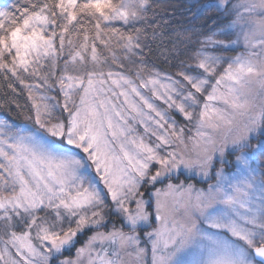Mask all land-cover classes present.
I'll use <instances>...</instances> for the list:
<instances>
[{
	"label": "snow or ice",
	"instance_id": "obj_1",
	"mask_svg": "<svg viewBox=\"0 0 264 264\" xmlns=\"http://www.w3.org/2000/svg\"><path fill=\"white\" fill-rule=\"evenodd\" d=\"M166 7L0 4V264H264V0Z\"/></svg>",
	"mask_w": 264,
	"mask_h": 264
},
{
	"label": "trees",
	"instance_id": "obj_2",
	"mask_svg": "<svg viewBox=\"0 0 264 264\" xmlns=\"http://www.w3.org/2000/svg\"><path fill=\"white\" fill-rule=\"evenodd\" d=\"M4 1L5 3L12 2V0ZM162 2L167 5V14L163 16L167 23L161 29L164 33V43L163 46L159 41L152 44V51L146 58L151 61L152 66L175 72L178 69L173 65L177 64L179 60L187 59L189 53L194 50L198 34L212 26V21L208 19V16L213 13L201 15L202 6L209 0H162ZM188 38H190V42H185ZM173 50H175V55H171ZM164 51L170 54L167 63L160 55ZM18 102L24 104L26 101L20 97Z\"/></svg>",
	"mask_w": 264,
	"mask_h": 264
},
{
	"label": "rangeland",
	"instance_id": "obj_3",
	"mask_svg": "<svg viewBox=\"0 0 264 264\" xmlns=\"http://www.w3.org/2000/svg\"><path fill=\"white\" fill-rule=\"evenodd\" d=\"M0 4H6L4 0H0ZM205 13H210V11H206ZM160 69V68H159ZM161 71H164V72H169L171 73V71H167V70H163V69H160ZM179 119V118H178ZM181 179H184V177L182 176ZM174 182H178V181H174ZM189 182H192V183H195L197 185V187H206V185L200 180L199 177H197L196 179L194 180H191ZM148 229H146L147 231Z\"/></svg>",
	"mask_w": 264,
	"mask_h": 264
}]
</instances>
